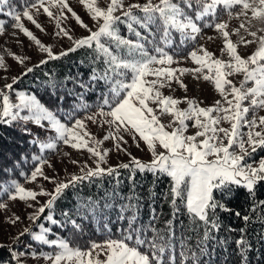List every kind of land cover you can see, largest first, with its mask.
I'll return each instance as SVG.
<instances>
[{
  "label": "snow or ice",
  "instance_id": "1",
  "mask_svg": "<svg viewBox=\"0 0 264 264\" xmlns=\"http://www.w3.org/2000/svg\"><path fill=\"white\" fill-rule=\"evenodd\" d=\"M80 3L97 24V30L89 28L67 0H31L30 4H25L22 13L10 8L7 15L15 21L12 27L21 29L47 54L38 64H46L49 59H60L77 48H95L104 68L99 75L93 70L89 79L93 84L102 81L106 86L101 90L99 103L89 104L83 92L76 94L73 105L64 112L62 120L59 108L52 110L36 95L14 89L21 76L34 70L27 67L21 76L12 77L10 83L0 87V123L24 125L25 133L33 136L30 143L37 145L39 152L54 151L59 143L76 150H86L96 158L95 167L85 162L82 175L74 174L66 182H57L51 192L27 189L16 180L0 182V209L7 208L5 198L35 202L38 196L47 195L50 198L28 218L36 222L48 210L49 214L43 218L52 225L62 227L63 224L54 218L51 210L66 189L92 177L118 174L121 168L131 169L132 173L150 172L169 177L171 205L177 213L183 206L190 216L203 222L206 226L203 238L209 239V232L219 228L214 218L217 208L227 210L214 193L227 195L233 185H243L252 195L256 186L264 182V158L249 162L258 149H264V116H255L256 110L264 109V27L252 30L255 27L253 21L264 25V0H145L127 6L124 0H110L106 7L98 6L97 0H80ZM8 4L9 0H0V12ZM54 8L59 10L58 14L53 12ZM30 9L36 12L42 9L49 18L55 19L58 28L55 35L59 37L63 34L73 41V46L56 54L51 46L42 44L20 23L22 15L42 29ZM64 10L88 31L87 36L74 39L68 29L61 27V19H67ZM118 10L119 15L115 14ZM222 15H227L229 20L239 19V26L229 30L228 21L220 20ZM120 23L126 25L135 39L120 34ZM5 25L6 22L0 19V33ZM205 29H213L222 36L221 57L202 44L197 48L192 43H198ZM242 30L252 39L240 36ZM232 35L239 36V40L234 42ZM253 43L257 44L254 51L246 56L240 54L239 46L247 47ZM148 44L152 47L149 48ZM12 55L21 64L28 59ZM225 55L227 59L222 58ZM181 60H190L195 66L172 67L173 64L179 65ZM4 63L3 56H0V68H4ZM185 73L212 82L222 100H216L211 106H200V102L194 98L164 95L162 89L167 87L172 90L173 81L187 90V85L181 79ZM236 74H242L239 86L229 78ZM78 83L85 90L91 87L82 81ZM59 99L63 100L64 97ZM181 103L188 106L182 109L179 107ZM93 108L95 112L81 118V113H88ZM250 112L253 113L252 119H248ZM163 115L172 118L169 124L161 122ZM86 120L100 126L106 125L111 131L102 139H97L87 131ZM225 121L230 127L221 126ZM190 122L198 130L186 135ZM29 123L44 129L45 140L33 134L27 127ZM49 133L53 134L51 138H48ZM122 133H132L134 142L137 137L145 142L152 158L145 162L128 153L123 147L127 141ZM109 139L115 140L116 147L129 156L128 162L104 166L109 150H100L99 146ZM32 159L38 165L30 174L31 180L35 181L38 176H43L39 165H44L46 161L40 155H33ZM43 178L52 179L47 176ZM261 204L264 205V201ZM87 207L95 211L91 202ZM127 209L138 211V205L130 200ZM64 215L67 216L66 213ZM243 219L247 221L249 217L244 216ZM19 220V216L10 218L13 224ZM136 220L137 214L134 212L128 221V230L119 238L109 235L103 242L92 241L85 247L76 246L67 239H50L52 230L43 224L38 231L25 227L14 237L15 244L28 235L32 241L56 250L38 254L31 250L30 244H25L23 247L29 249L27 253L10 249L11 260L4 264H24L21 258L25 255L49 260L51 264H166V252L170 253L167 264H176L174 248L170 244L174 237L171 221L168 222V234L161 235L151 226L148 229L133 227ZM67 223L73 229L81 230L76 219L69 218ZM147 231H152V236H146ZM243 232L241 229L242 234L235 244L240 264H250L247 252L251 245ZM206 254L203 245H197L196 251L189 253L181 251V264H204L200 256Z\"/></svg>",
  "mask_w": 264,
  "mask_h": 264
},
{
  "label": "trees",
  "instance_id": "2",
  "mask_svg": "<svg viewBox=\"0 0 264 264\" xmlns=\"http://www.w3.org/2000/svg\"><path fill=\"white\" fill-rule=\"evenodd\" d=\"M26 3L30 4L31 0H9L8 6L22 10ZM0 15L6 16L3 12ZM125 28V25L121 27L122 33H126ZM99 57L95 48L81 47L60 59H49L46 64H34L31 73L20 75L14 89L34 93L50 109L59 108V115L64 118V112L73 105V96L76 94L83 92L89 104L99 103L101 90L106 86L102 81L93 84L89 79L93 70L97 75L103 71L104 64ZM78 81L91 87L88 90L82 89ZM59 97L64 99L60 100ZM27 127L30 129V125ZM23 129L21 123H0V182L23 181L37 166L32 156L40 153L38 146L30 143L33 136L27 135ZM256 155H264V149ZM170 186L171 180L166 175L140 171L132 173L131 169L121 168L118 174L92 177L66 189L51 210L54 218L63 224L62 227L52 225L43 218L49 214L48 210L39 220L50 224L53 231L51 235L59 234L81 247L92 241L102 242L109 235L119 238L128 230V221L134 212L137 220L133 227L148 229L151 226L161 235L168 234V222L171 221L174 237L170 244L174 248L176 264H181V251H196L197 245H203L207 253L200 256L204 264H240L235 240L241 236L243 229L251 245L247 252L250 264H264V205L261 204L264 201V182L256 186L252 195L243 185H233L227 195L214 193L227 210L217 208L214 218L219 228L211 230L207 240L203 238L206 230L203 222L190 216L183 206L178 213L175 211L168 195ZM130 200L138 205V211L127 209ZM88 202L95 206V211L87 207ZM244 216H248L249 220L245 221ZM69 218L76 219L81 230L73 229L67 223ZM152 234V231L145 233L148 237ZM25 237L30 238L25 235L21 239ZM2 246L0 264L11 260L10 249L13 250L7 244ZM169 255V252L164 254L166 264Z\"/></svg>",
  "mask_w": 264,
  "mask_h": 264
},
{
  "label": "rangeland",
  "instance_id": "3",
  "mask_svg": "<svg viewBox=\"0 0 264 264\" xmlns=\"http://www.w3.org/2000/svg\"><path fill=\"white\" fill-rule=\"evenodd\" d=\"M68 4L72 9L81 17V19L86 23L89 28H91L93 31L97 30V24L94 23V21L90 18V14L87 13L86 9L81 5L80 0H67ZM98 6L100 7H106L110 0H97ZM145 0H124L125 6H127L129 3H143ZM12 8L8 5L3 6V13L6 14V16L0 15V19L4 20L6 22L5 29L2 33H0V56H3L4 58V68H0V87H2L6 83L11 82V78L14 76H20L21 73H23L27 67H31L34 64H38V62L41 59H45L47 57V54L42 52L38 45H36L35 41L31 40L25 33L18 28L12 27V25L15 23L7 15V11ZM24 8L22 10H17L19 12H23ZM31 14L36 19L37 23H39L42 26L41 28H37L36 25H34L31 21L27 20L21 15V21L20 23L30 30L34 36H36L42 44L45 46H51L54 53L58 54L61 51H64L65 49L73 46V41L69 40L67 37H64L63 34H61L59 37L55 35V33L58 31L56 21L55 19L49 18L46 14L43 13L42 9L39 12H36L35 10H31ZM65 11V15L67 16V19H61V27H64L70 31V35L74 39H78L84 36H87L89 33L86 29L81 27L77 21L71 16L70 13ZM53 12L58 14V9H53ZM117 15L120 14V10L115 13ZM220 20L222 21H228L229 23V30L237 28L239 26L240 20L239 19H231L229 20L227 15H222L220 17ZM8 22V23H7ZM253 24L255 27L252 30H256V28H262L264 25H260L253 21ZM125 25L124 23H120L118 25L120 34L124 36L125 38H133L135 37L132 35L131 32H129L126 29V33H122L121 27ZM126 26V25H125ZM141 32L143 33L144 30L141 29ZM146 35V33H144ZM240 36H245L248 39H252L251 37H247V34L243 32V30L240 32ZM209 37H212L213 39H208ZM232 40L234 42L239 40V36L232 35ZM222 36L217 33L213 29H205L202 32V35L199 37L198 43L192 42L195 44L197 48L202 44L204 45L209 51H212L216 54L217 57H221V46H222ZM149 48L152 47L151 44L147 45ZM257 47V44L253 43L250 46L244 47L239 46L238 51L241 55H248L252 51L255 50ZM12 54L25 57L28 59H25V62L23 64L19 63L15 60L14 56ZM186 55V53H185ZM222 58L227 59L226 55ZM188 67L192 68L195 65L190 60H181L179 65L173 64L172 67ZM5 69H10L9 71H5ZM7 77V79H5ZM230 79H233V82L239 86V81L242 79V74H236L233 77H229ZM184 84L187 85V90L184 88H181L178 83L175 81L172 82V90H169V88L162 89V92L164 95H173L175 98H183L187 96L188 98H194L198 102H200V106H211L214 104L216 100H222L221 95L215 90V87L212 82L210 81H204L202 77L200 79H197L194 74L191 73H185L181 77ZM251 86V85H249ZM25 91V90H22ZM27 92V91H25ZM30 94L35 95L32 92H27ZM231 98V97H229ZM188 105L187 103H181L179 105L180 108H186ZM96 109L85 113L81 115V118H84V116L91 114V112H95ZM159 115V113H158ZM255 116L258 118L260 116H264V109H258L255 112ZM253 113L248 114V119H252ZM62 120L64 118L60 117ZM171 117L169 115H163L161 117V122L164 124H169L171 121ZM86 122L87 131L92 134V136L96 137L97 139H102L104 135H106L111 129H109L106 125L100 126L96 123H91L89 121ZM30 129L33 132L34 135L38 134L39 138L41 140H45V132L44 129L36 127L34 124L29 123ZM222 127H230V124L228 122H222ZM171 130V129H168ZM198 129L191 126V122L189 124V128L186 130V135H192L194 134ZM260 130V129H257ZM124 136V139L127 141L126 145H123V147H126L127 152L131 153L132 156L138 157L142 161H149L152 157L150 155V150L147 148V145L145 142L139 140L137 137V141H133L132 139V133H122ZM52 133L48 134V138L52 137ZM137 143L139 146L137 147ZM100 150L108 149V156H107V163L104 166H114L118 165L119 163H124L126 161H129V156L122 150H119L116 147V141L113 139H109L107 141H104L100 146ZM161 150V149H158ZM262 149H258L256 151L259 152ZM256 153L253 154L252 157L249 158V162H258L259 159L264 158V155H260L257 157ZM38 155L43 157L46 161L44 165H39L42 168L43 176H47L49 178H52L51 180H46L43 178V176H38L35 181L31 180L30 174L23 180L18 181L21 183L22 186H24L27 189H31L34 191H45V192H51L55 184L57 182H66L72 175H82L81 169L85 168V162H87L88 166L95 167V157H93L90 153H88L86 150H76L73 149L70 146L64 145L63 143H59L56 150H46L44 152H40ZM73 161H77V163H73ZM38 166V165H37ZM35 169V168H34ZM33 169V170H34ZM32 170V171H33ZM50 197L47 195H40L37 198V201H31V200H25L20 201L19 199L15 201L7 200L5 199V203L7 204L6 209H0V245L7 244L10 247L13 248V250L25 252L27 253L29 251L28 248L23 247L25 244L31 245V250L36 251L39 253H52L56 249L53 247L39 244L38 242L32 241L31 238H24L21 239V242L19 244L14 243V237H16L25 227L30 228L31 230L38 231L39 226L43 224L47 228H51L50 224H46L44 221L37 220L36 222L31 221L28 217L44 202H46ZM31 205V207L29 206ZM15 216H19L20 220L19 222L13 224L10 222V218H13ZM53 231L49 233L50 239H66L65 237L56 234L51 235ZM103 242V241H102ZM18 246H21L18 248ZM103 259V257H100ZM24 261V264H51V261L45 260L43 258H33L31 255H25L21 258Z\"/></svg>",
  "mask_w": 264,
  "mask_h": 264
}]
</instances>
